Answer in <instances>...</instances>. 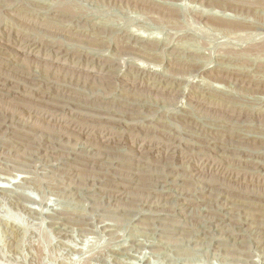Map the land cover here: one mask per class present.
Returning <instances> with one entry per match:
<instances>
[{
    "label": "rangeland",
    "instance_id": "374dc122",
    "mask_svg": "<svg viewBox=\"0 0 264 264\" xmlns=\"http://www.w3.org/2000/svg\"><path fill=\"white\" fill-rule=\"evenodd\" d=\"M261 44L264 0H0V264H264Z\"/></svg>",
    "mask_w": 264,
    "mask_h": 264
},
{
    "label": "bare ground",
    "instance_id": "6f19581e",
    "mask_svg": "<svg viewBox=\"0 0 264 264\" xmlns=\"http://www.w3.org/2000/svg\"><path fill=\"white\" fill-rule=\"evenodd\" d=\"M155 7H156V5H154ZM152 7V6H151ZM158 8V7H157ZM162 9H163V11H171L170 9H167V8H164V7H161ZM161 8H159V9H161ZM167 13V12H166ZM170 14V13H169ZM225 24H227V23H225ZM225 26V25H224ZM229 25H226V27H228ZM229 27H231L232 28V26H229ZM236 27V26H235ZM98 30H101V29H98ZM140 37H142V36H140ZM136 38V37H135ZM138 38V37H137ZM143 39V38H142ZM138 40H140V39H138ZM91 41H93V40H91ZM144 41V40H143ZM146 41V40H145ZM148 41V40H147ZM154 42V41H153ZM94 44H96L95 43V41H94ZM148 44H149V42H148ZM147 44V45H148ZM152 44V43H151ZM158 46V45H157ZM149 47V46H148ZM156 47V46H155ZM151 48V47H150ZM251 49V50H250ZM250 50V51H249ZM264 50V45L263 44H261V45H258V46H253V47H251V48H249L248 50H247V52H258V53H261L262 51ZM60 60V59H59ZM243 60V59H242ZM48 62V61H47ZM45 64V63H44ZM108 65V64H107ZM111 65V64H110ZM264 65V64H263ZM261 68H264V66H261ZM92 69V68H91ZM102 71V70H101ZM85 73H86V70H85ZM110 73V74H109ZM89 74V73H88ZM103 74H107V75H109V76H103L102 78H106L107 77V79H110L111 78V71L109 70V71H106V73H103ZM101 75V74H100ZM94 76V75H93ZM96 76V75H95ZM97 78V77H96ZM98 78H99V76H98ZM97 78V79H98ZM106 80V79H105ZM158 82V81H157ZM2 82L0 81V84H1ZM127 83H129V82H127ZM149 83V82H148ZM133 85V84H132ZM6 87V86H5ZM127 87V86H126ZM133 87V86H132ZM151 88V87H150ZM129 89V88H128ZM134 89H137V88H134ZM142 89V88H141ZM147 90V89H146ZM154 90V89H153ZM135 91V90H134ZM152 91V90H151ZM141 92V91H140ZM155 92V91H154ZM144 93V92H143ZM180 94V93H179ZM167 95V94H166ZM102 97L103 98H108V97H106V96H103L102 95ZM20 100H23V101H26L27 102V100L28 99H20ZM12 101V100H11ZM23 101H17V102H23ZM57 101V100H56ZM16 102V101H15ZM16 102V103H17ZM29 102V101H28ZM27 102V103H28ZM13 103V102H12ZM18 104H21V103H18ZM39 105V104H38ZM13 107V106H12ZM53 107V106H52ZM35 108V107H34ZM38 109V108H37ZM226 111V110H225ZM236 114H238V113H236ZM50 115V114H49ZM49 118V117H48ZM51 119V118H50ZM110 119V118H109ZM46 122H47V120H46ZM84 122V121H83ZM48 123V122H47ZM51 124V123H50ZM55 123H52L51 125H48V126H50V128L51 127H53V125H54ZM86 124V123H85ZM60 127V126H59ZM31 128V127H30ZM38 128V127H37ZM16 129V128H15ZM29 129V128H28ZM49 129V128H48ZM14 131V130H13ZM36 133H38L36 130H35V128H32V129H29V130H22V131H15L12 135L14 136L13 137V139L15 138H17V142H20V143H22L23 145H26V147L27 148H25V150L27 149V151L29 150V149H31L30 147H32L33 145H35V142L34 141H36V136H34V135H36ZM49 133H51V132H49ZM53 133V132H52ZM98 133V132H97ZM96 133V134H97ZM100 134V133H99ZM233 134H235V132L233 133ZM98 135V134H97ZM91 137V136H90ZM125 137V136H124ZM3 138V137H2ZM7 138V137H6ZM9 138V137H8ZM88 138V137H87ZM97 139H99L100 141H102V142H104V143H111V142H121L124 138L123 137H121L120 135H116V134H108V135H99L98 137H96ZM38 139V138H37ZM93 139V138H92ZM88 140V139H87ZM124 141V140H123ZM96 142V141H95ZM148 142V141H147ZM131 143V142H130ZM89 144H92V143H89ZM8 145V144H7ZM120 145V144H119ZM18 146V145H17ZM103 146H105L106 148H107V146H106V144L104 145L103 144ZM115 146V145H114ZM154 146V145H153ZM104 147V148H105ZM130 147V146H129ZM155 147V146H154ZM154 147H152V146H144V148H143V150L144 149H147V151L146 152H152V153H156V150H155V148ZM156 147H159V146H156ZM7 148V147H6ZM105 148V149H106ZM108 149H109V147H108ZM142 149V148H141ZM12 151V150H11ZM32 151H33V149H32ZM142 151V150H141ZM145 151V150H144ZM76 152V151H75ZM99 152V151H98ZM74 153V152H73ZM93 153V152H92ZM145 153V152H144ZM159 154V153H158ZM162 154V153H161ZM150 155V154H149ZM73 156V155H72ZM71 156V157H72ZM78 156V155H77ZM137 156V155H136ZM169 156V155H168ZM108 157V156H107ZM146 157V156H145ZM91 159H94L93 157H90ZM101 158V157H100ZM168 159V158H167ZM88 159H86V160H81L82 161V165H81V168H82V171H91V173L92 174H89V175H91L92 177L93 176H95V177H100L101 178V180H106V182H111V181H113L114 180V178H116V176L118 175L119 177L120 176H122L124 179L125 178H127V176H128V173H130L131 171H132V168L130 167V166H128V165H125V164H123V165H120V166H118V168H119V171L118 172H115L117 169H115V171L113 170V172L111 173L109 170H110V168H102V167H97V166H91L90 165V163H88V161H87ZM125 161V160H124ZM146 161V160H145ZM93 163V162H92ZM149 163H152V165H150L149 164V166H147L146 168H140L139 170H138V181H137V184L136 185H133V188H134V190H138L137 192H135V191H133V192H135L136 194L135 195H138V194H140V193H143V191H148V190H151L152 188H153V186H152V183H154V181H155V179L153 178V176L155 175V173L152 171V168L154 167V168H156L155 166L156 165H159V163L158 162H149ZM146 164V163H145ZM144 164V165H145ZM65 165V164H64ZM98 165V164H97ZM207 165V164H206ZM62 166V165H61ZM68 166V165H67ZM80 166V165H79ZM163 167V166H162ZM183 167V166H182ZM207 167V166H206ZM205 167V168H206ZM164 168V167H163ZM210 170H211V168H209ZM214 169V168H213ZM74 171V170H73ZM216 171V170H215ZM137 172V171H136ZM175 172V171H174ZM183 172V171H182ZM62 173V172H61ZM79 173H83V172H79ZM86 173V172H85ZM83 174V176L84 175H87V173L86 174ZM179 173V172H178ZM185 173V172H184ZM64 174V173H63ZM180 174V173H179ZM190 174V173H189ZM200 174V173H199ZM80 175V174H79ZM176 175V174H175ZM194 175V174H193ZM201 175V174H200ZM238 175V174H237ZM81 176V175H80ZM149 176V178H147ZM171 176V175H170ZM199 176V175H198ZM201 176H203V175H201ZM209 176V175H208ZM215 176V175H214ZM236 176V175H235ZM85 177V176H84ZM89 177V176H88ZM137 177V176H136ZM238 177V176H237ZM165 178V177H164ZM168 178V177H167ZM89 179V178H88ZM177 179V178H176ZM197 179V178H196ZM94 180V179H93ZM116 180V179H115ZM128 180H129V182H130V179L128 178ZM171 180V179H170ZM194 180V179H193ZM208 180V179H207ZM125 181H126V179H125ZM162 181V180H161ZM167 181V180H166ZM172 181V180H171ZM235 181V180H234ZM128 182V183H129ZM178 182V181H177ZM231 182V181H230ZM239 182V181H238ZM128 183H125V184H128ZM131 183V182H130ZM213 183V185L216 183L217 184V182L216 181H213L212 182ZM135 184V183H134ZM129 185V184H128ZM163 185V184H162ZM132 186V185H131ZM187 186V185H186ZM209 186V185H208ZM247 186V185H246ZM181 187V186H180ZM249 187V186H248ZM166 188V187H165ZM170 189V188H169ZM210 189H211V187H210ZM195 190H198V189H195ZM235 190V189H234ZM125 191V190H124ZM173 191V190H172ZM239 191V190H238ZM104 192V191H103ZM167 192V191H166ZM242 192V191H241ZM244 192V191H243ZM129 193H130V190H129ZM128 193V194H129ZM173 193V192H172ZM227 193V192H226ZM229 193V192H228ZM127 194V195H128ZM170 194V193H169ZM112 195V194H111ZM133 195V194H132ZM135 195H133L132 197L133 198H131L132 200L131 201H133L137 196H135ZM141 195V194H140ZM184 195V194H183ZM209 195V194H208ZM207 195V196H208ZM96 196V195H95ZM113 196V195H112ZM139 196V195H138ZM156 196V195H155ZM198 196V195H197ZM245 196V195H244ZM248 196H250V195H248ZM260 196V195H259ZM109 197H110V195H109ZM158 197V196H157ZM167 198V197H166ZM185 199V198H184ZM230 202H231V200H230ZM153 204V203H152ZM125 205V204H124ZM126 205H129V204H126ZM130 206V205H129ZM151 206H153V205H151ZM158 206V205H157ZM162 207V206H161ZM131 208V207H130ZM154 208V207H153ZM151 209V208H150ZM158 210V209H157ZM160 210V209H159ZM165 211V210H164ZM162 212V211H161ZM166 212V211H165ZM216 212V211H215ZM143 213V212H142ZM220 213V212H219ZM256 213V212H255ZM263 214V213H262ZM215 215V214H214ZM217 215V214H216ZM216 215H215V217H216ZM257 215V214H256ZM213 216V215H212ZM264 216V215H263ZM137 217H138V215H137ZM226 217V216H225ZM257 217H258V215H257ZM170 218V217H169ZM226 219V218H225ZM256 220V219H255ZM259 220V219H258ZM60 221V220H59ZM225 221V220H224ZM262 221H263V219H262ZM242 222V221H241ZM257 222V221H256ZM254 223V222H253ZM255 227V226H254ZM256 228V227H255ZM239 237V236H238ZM240 239V238H239ZM241 243H242V240H241Z\"/></svg>",
    "mask_w": 264,
    "mask_h": 264
}]
</instances>
